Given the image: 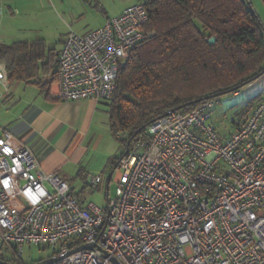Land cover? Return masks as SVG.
Here are the masks:
<instances>
[{"label": "built area", "instance_id": "built-area-1", "mask_svg": "<svg viewBox=\"0 0 264 264\" xmlns=\"http://www.w3.org/2000/svg\"><path fill=\"white\" fill-rule=\"evenodd\" d=\"M148 22L136 3L100 29L70 31L54 97L109 102L122 65L154 36ZM10 86L0 64L3 97ZM217 103L155 120L118 162L115 198L107 195L105 207L42 172L29 120L0 127V261L27 264L33 246L58 248L53 264H264V97L227 138L213 120ZM101 183L93 176L89 189Z\"/></svg>", "mask_w": 264, "mask_h": 264}, {"label": "trees", "instance_id": "trees-1", "mask_svg": "<svg viewBox=\"0 0 264 264\" xmlns=\"http://www.w3.org/2000/svg\"><path fill=\"white\" fill-rule=\"evenodd\" d=\"M140 3L149 14L146 30L154 36L122 65L114 96L102 103L108 109L111 135L117 140L124 135L129 150L168 112L236 94L264 76V25L250 0ZM59 55L43 40L0 43V64L7 66L10 84L35 87L48 100L57 81ZM257 102L245 108H255ZM232 124L238 125L235 120Z\"/></svg>", "mask_w": 264, "mask_h": 264}, {"label": "rangeland", "instance_id": "rangeland-1", "mask_svg": "<svg viewBox=\"0 0 264 264\" xmlns=\"http://www.w3.org/2000/svg\"><path fill=\"white\" fill-rule=\"evenodd\" d=\"M144 1L146 0H34L38 9L30 16L18 12L15 17H12L14 15L9 14L8 11L0 16V43H12L14 40L12 41L8 37H14L13 35L20 40V35L25 34L17 35L18 30L29 31L31 32V35L28 36L31 37L30 40H43L48 50L56 49L61 52L71 29L83 34L89 33L103 25L105 12L110 16L116 15L122 7H129ZM97 4H99V9H103L104 12L101 13L94 9ZM79 18H83V22L75 24L74 20ZM259 80L240 90L237 95L232 94L218 99L213 120L221 135L228 137L236 131L239 125L242 126L249 119L254 108L246 109L245 107L250 102H254L256 97L262 93L264 79ZM1 92L5 93L2 87H0ZM10 94L12 101L17 102L19 99L32 105V108H37L39 102L43 100V96L37 88L24 84L21 86L14 84ZM3 108L4 105L0 104V122L14 111L5 115ZM237 111L240 114L236 118L235 112ZM232 120H235L238 125H233ZM120 136V140L115 139L110 134L109 127L105 126L100 130V133L94 134L88 145L84 146L80 160L76 164L70 162L69 167L59 173L58 177L65 178L72 187L73 193L83 202H92L99 207H105L107 195L110 199L115 198L117 189L114 183L115 176L109 184L108 176L127 150L122 142L125 136ZM76 167L77 170L74 172ZM82 167L85 169L84 176L78 173ZM98 174L102 175V183L99 186V191L93 193L87 186L88 177ZM57 250L56 247L47 249L27 247L23 260L27 264L45 261Z\"/></svg>", "mask_w": 264, "mask_h": 264}, {"label": "crops", "instance_id": "crops-1", "mask_svg": "<svg viewBox=\"0 0 264 264\" xmlns=\"http://www.w3.org/2000/svg\"><path fill=\"white\" fill-rule=\"evenodd\" d=\"M250 3L264 25V5L262 0H250ZM127 7H122L121 11L116 15L110 16L105 12L103 14L105 15L103 25L100 28L105 25L107 19L120 15ZM98 8L99 4L94 6V9L102 13ZM37 9L38 7L34 0H0V16H3L5 11L13 14L14 16L12 17H15L18 12L30 16ZM74 22H76L75 24H78L77 22L82 23L83 18L74 20ZM70 31L75 30L71 29ZM20 34L25 35L22 36ZM17 35L21 36L20 40L16 39L15 35H13L14 37H8V39L14 40L12 43L33 42L29 39L31 37H28L31 35L29 31L18 30ZM262 79H264V76L260 80ZM13 85L10 86V93ZM15 85L21 86L22 83H16ZM56 90L57 81L50 88L51 99L48 100L42 95L43 100L39 102L37 108H32V105L19 99L14 102L10 99V93L3 97L5 93L1 92L0 104L4 105L3 114L7 115L12 110L14 111L10 116H6L4 121L0 122V127L10 128L18 126L26 119L29 120L32 132L37 134L36 140L31 144V150L38 158L42 172L46 175L58 176L59 173L69 167L70 162L76 164L80 160L84 146L88 145L89 140L93 138L95 133H100V130L104 129L105 126H108L110 130V125L108 109L105 105L96 104L93 101L61 102L54 97ZM261 92L254 101L259 102L264 97V86ZM76 170L77 167L74 172ZM84 170L82 167L78 172L79 175H83ZM93 176H101L102 178L100 174L89 175L88 180L90 181ZM62 180L68 182L65 178ZM88 185L89 182L87 183Z\"/></svg>", "mask_w": 264, "mask_h": 264}, {"label": "water", "instance_id": "water-1", "mask_svg": "<svg viewBox=\"0 0 264 264\" xmlns=\"http://www.w3.org/2000/svg\"><path fill=\"white\" fill-rule=\"evenodd\" d=\"M209 43H210V44H214V43H215V39H211V40H209ZM206 100H209V98H207V99H205V100H203V101H206ZM203 101L200 100V101L196 102L195 104H199V103H201V102H203ZM174 111H176V110H172V111L168 112L166 115H169V114L173 113ZM128 153H129V145H128V148H127L126 153L124 154V156H127ZM117 165H118V163L116 164L114 170H113V171L109 174V176H108V184L111 182V179H112L113 173H114L115 169L117 168ZM87 248L92 249V247H89V246H84V247L79 248V249H87ZM56 261H57V259H48V260L41 261V262L36 263V264H53V263H55ZM0 264H7V263L0 261Z\"/></svg>", "mask_w": 264, "mask_h": 264}]
</instances>
